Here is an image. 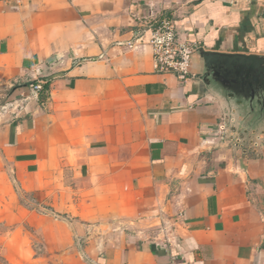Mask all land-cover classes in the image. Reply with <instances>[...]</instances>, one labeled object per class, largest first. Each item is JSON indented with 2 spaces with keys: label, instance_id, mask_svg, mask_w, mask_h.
Masks as SVG:
<instances>
[{
  "label": "crops",
  "instance_id": "obj_1",
  "mask_svg": "<svg viewBox=\"0 0 264 264\" xmlns=\"http://www.w3.org/2000/svg\"><path fill=\"white\" fill-rule=\"evenodd\" d=\"M163 19L264 54V0H0V91L44 83L0 115V264H264V142L223 134L198 53L155 69Z\"/></svg>",
  "mask_w": 264,
  "mask_h": 264
},
{
  "label": "water",
  "instance_id": "obj_2",
  "mask_svg": "<svg viewBox=\"0 0 264 264\" xmlns=\"http://www.w3.org/2000/svg\"><path fill=\"white\" fill-rule=\"evenodd\" d=\"M197 53L203 61L197 83L226 108L223 134L238 147L259 149L264 142V54L204 48Z\"/></svg>",
  "mask_w": 264,
  "mask_h": 264
},
{
  "label": "built area",
  "instance_id": "obj_3",
  "mask_svg": "<svg viewBox=\"0 0 264 264\" xmlns=\"http://www.w3.org/2000/svg\"><path fill=\"white\" fill-rule=\"evenodd\" d=\"M148 43L152 46L154 66L158 72L174 73L183 81L194 76L192 61L199 45L196 41L182 40L171 20L163 19L154 26ZM134 46L135 43H129V47ZM43 84V81L35 80L30 82L29 87L37 94L43 89Z\"/></svg>",
  "mask_w": 264,
  "mask_h": 264
},
{
  "label": "rangeland",
  "instance_id": "obj_4",
  "mask_svg": "<svg viewBox=\"0 0 264 264\" xmlns=\"http://www.w3.org/2000/svg\"><path fill=\"white\" fill-rule=\"evenodd\" d=\"M152 32V31H151ZM200 49V48H199ZM10 89V88H9ZM1 90L0 91V115L1 114H7V113H13L12 110H14V113H16L17 109H21L23 103H25V100H21L20 102H16V99L25 98L28 97H22L20 93H14V95H11V90ZM14 89V87H13ZM18 97V98H17Z\"/></svg>",
  "mask_w": 264,
  "mask_h": 264
},
{
  "label": "trees",
  "instance_id": "obj_5",
  "mask_svg": "<svg viewBox=\"0 0 264 264\" xmlns=\"http://www.w3.org/2000/svg\"><path fill=\"white\" fill-rule=\"evenodd\" d=\"M30 85V82L29 83H26V85H21V87L19 86V87H15V89H14V91H13V93H12V95H14V93H16L18 90H20L21 88H23V86H29ZM43 89H44V84H43ZM42 89V90H43Z\"/></svg>",
  "mask_w": 264,
  "mask_h": 264
}]
</instances>
